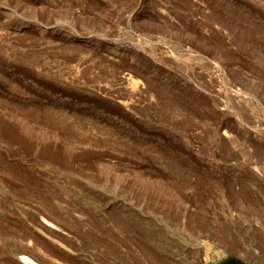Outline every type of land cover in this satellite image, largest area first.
Returning a JSON list of instances; mask_svg holds the SVG:
<instances>
[{
  "label": "rangeland",
  "instance_id": "1",
  "mask_svg": "<svg viewBox=\"0 0 264 264\" xmlns=\"http://www.w3.org/2000/svg\"><path fill=\"white\" fill-rule=\"evenodd\" d=\"M21 256L264 264V0H0V264Z\"/></svg>",
  "mask_w": 264,
  "mask_h": 264
},
{
  "label": "bare ground",
  "instance_id": "2",
  "mask_svg": "<svg viewBox=\"0 0 264 264\" xmlns=\"http://www.w3.org/2000/svg\"><path fill=\"white\" fill-rule=\"evenodd\" d=\"M21 262L24 264H37L32 258L28 256H21Z\"/></svg>",
  "mask_w": 264,
  "mask_h": 264
}]
</instances>
